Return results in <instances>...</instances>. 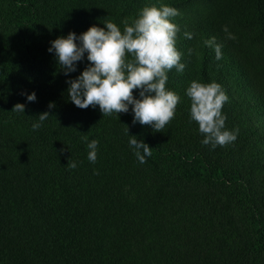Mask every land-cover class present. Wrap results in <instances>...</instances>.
<instances>
[{"label":"trees","instance_id":"obj_1","mask_svg":"<svg viewBox=\"0 0 264 264\" xmlns=\"http://www.w3.org/2000/svg\"><path fill=\"white\" fill-rule=\"evenodd\" d=\"M161 5L180 12L172 22L186 64L167 73L166 87L180 96L174 119L155 132L132 123L131 105L118 119L76 107L66 81L89 66L87 54L65 75L50 41L105 20L123 31L125 19ZM225 25L264 47V0H0V264H264V96L231 53ZM211 37L222 45L220 60L203 43ZM194 80L225 90L234 142L202 143L186 96ZM32 92L35 102L22 95ZM17 103L24 113L12 111ZM129 136L152 149L146 163Z\"/></svg>","mask_w":264,"mask_h":264},{"label":"clouds","instance_id":"obj_2","mask_svg":"<svg viewBox=\"0 0 264 264\" xmlns=\"http://www.w3.org/2000/svg\"><path fill=\"white\" fill-rule=\"evenodd\" d=\"M179 15L178 9L167 5L146 6L139 10L131 24L127 19L122 22L123 31L115 23L105 20L104 27L93 25L79 36L69 32L66 37L50 41L47 51L55 53L65 75L75 72L77 62L87 54L89 66L75 79L66 81L71 102L80 109L99 106L102 116L115 114L117 119L118 114L128 113L131 105L133 124L150 125L155 132H162L174 119L180 102V96L166 87L167 73L173 68L182 73L186 67L181 63L182 53L176 47L180 28L172 22ZM222 31L226 39H236L227 25ZM184 35L192 39V33L185 32ZM203 43L214 50L216 60L222 59V45L216 43L215 37ZM188 54H192V49ZM134 90H139L138 99L134 98ZM22 95H26L29 102L36 100L34 92ZM186 96L191 100V120L197 122L199 132L204 135V145L215 149L236 140L239 130L225 129L227 117L222 114V108L229 97L219 83L205 84L194 80L187 88ZM48 107L51 109L54 104L50 102ZM12 111L24 113L25 105L17 103ZM49 116V112L40 114L39 122L32 124L33 130L39 129ZM129 137L138 161L146 163L145 158L152 155V149L135 136ZM98 144V140L87 144L91 163L96 162ZM68 167L75 169L77 164L73 161Z\"/></svg>","mask_w":264,"mask_h":264},{"label":"rangeland","instance_id":"obj_3","mask_svg":"<svg viewBox=\"0 0 264 264\" xmlns=\"http://www.w3.org/2000/svg\"><path fill=\"white\" fill-rule=\"evenodd\" d=\"M227 26L229 31L236 37L235 40H230L235 47H230L231 53L235 56H241L245 60L246 67L252 72L256 83L258 82L257 85L259 86L261 94L264 96V47L248 41L245 37L235 32L236 29L232 25ZM253 88L252 86H247L245 89L246 94L259 96ZM231 90L233 92V89ZM258 112L261 116H264V105L259 107Z\"/></svg>","mask_w":264,"mask_h":264}]
</instances>
